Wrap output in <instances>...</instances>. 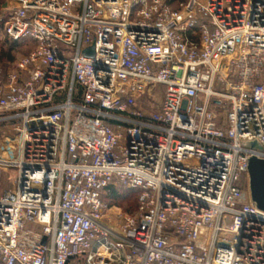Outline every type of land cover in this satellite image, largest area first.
I'll return each instance as SVG.
<instances>
[{
  "label": "built area",
  "instance_id": "obj_1",
  "mask_svg": "<svg viewBox=\"0 0 264 264\" xmlns=\"http://www.w3.org/2000/svg\"><path fill=\"white\" fill-rule=\"evenodd\" d=\"M175 1L4 0L0 264H264V0Z\"/></svg>",
  "mask_w": 264,
  "mask_h": 264
},
{
  "label": "rangeland",
  "instance_id": "obj_2",
  "mask_svg": "<svg viewBox=\"0 0 264 264\" xmlns=\"http://www.w3.org/2000/svg\"><path fill=\"white\" fill-rule=\"evenodd\" d=\"M177 4V2H173V5ZM177 6V5H176ZM3 8H4V0H0V19L5 20L4 13H3ZM2 32H0V45H2ZM28 44V43H27ZM24 49L28 48L29 46H26V43L23 44ZM30 51V50H29ZM27 50H20V52H16L15 54V59L11 62H6L4 65L8 70H12L14 68V65L16 62L24 55L29 53ZM3 63V62H2ZM3 65V66H4ZM1 68V67H0ZM2 130H5L4 127L0 126V141H1V132ZM17 177L16 175V170L13 168H6V167H1L0 166V194L4 193L5 191L11 189L14 186V181L15 178ZM120 189V188H119ZM118 189V190H119ZM111 190V189H110ZM110 190L106 192V195L110 194ZM121 191L123 192L124 199H119L117 202L113 201L108 205L110 206V209L108 213L106 214L107 221L111 222L113 225H117L120 222L119 217L117 216L120 212L123 214H134L137 211V202L138 198L140 195V192H124L122 189ZM126 204V205H124Z\"/></svg>",
  "mask_w": 264,
  "mask_h": 264
},
{
  "label": "water",
  "instance_id": "obj_3",
  "mask_svg": "<svg viewBox=\"0 0 264 264\" xmlns=\"http://www.w3.org/2000/svg\"><path fill=\"white\" fill-rule=\"evenodd\" d=\"M83 53L86 56H94V46L86 48ZM244 146L261 150L262 146L257 140H249ZM248 181L251 200L254 206L264 210V158L255 154L249 157Z\"/></svg>",
  "mask_w": 264,
  "mask_h": 264
},
{
  "label": "trees",
  "instance_id": "obj_4",
  "mask_svg": "<svg viewBox=\"0 0 264 264\" xmlns=\"http://www.w3.org/2000/svg\"><path fill=\"white\" fill-rule=\"evenodd\" d=\"M172 2H175V0H171ZM0 32H2V45H0V67L3 70L4 73L8 72V68H6V66L4 65L6 62H11L15 59V54L16 52H20V50H32L34 48V42H26V46H29L28 48L24 49V45L25 43L19 42V41H15L10 39L4 31V22L3 20L0 19ZM28 43V44H27ZM29 51V52H30ZM3 62V63H2ZM4 65V66H3ZM120 188V189H119ZM111 189V190H110ZM110 194L106 195L104 194L103 199L107 202V204L111 203L112 200L113 201H118L119 199H124V195L123 192L121 191V189L125 192H139L136 189H131V188H126V187H122V186H116V185H112L110 187ZM119 189V190H118ZM126 205V204H124ZM137 207H138V202H137Z\"/></svg>",
  "mask_w": 264,
  "mask_h": 264
}]
</instances>
